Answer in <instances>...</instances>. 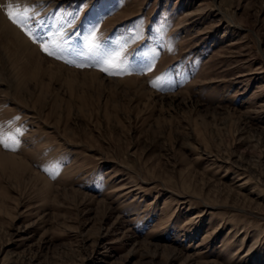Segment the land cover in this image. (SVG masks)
<instances>
[{"label":"rangeland","instance_id":"obj_1","mask_svg":"<svg viewBox=\"0 0 264 264\" xmlns=\"http://www.w3.org/2000/svg\"><path fill=\"white\" fill-rule=\"evenodd\" d=\"M97 4L0 0V264H264V0Z\"/></svg>","mask_w":264,"mask_h":264},{"label":"snow or ice","instance_id":"obj_2","mask_svg":"<svg viewBox=\"0 0 264 264\" xmlns=\"http://www.w3.org/2000/svg\"><path fill=\"white\" fill-rule=\"evenodd\" d=\"M106 0H98L97 7L103 8L105 5ZM82 10V9H81ZM12 23L16 24L18 27L21 28L22 31L25 32L26 35L29 36L30 39L34 43L39 44L42 51H44L47 55L53 56L56 59H63L65 55L72 56L75 55L76 57H84L87 54H95L100 50V43L94 42L97 40L95 36L96 28L95 26L92 29V32L89 33L88 37H85V49L83 51H76L74 49H65L63 48L57 41L46 40L44 35L38 29H34L33 22L35 21V9H30L27 6L21 7L19 4L13 5L9 3L8 11L6 13ZM38 23V22H37ZM61 36L64 33H60ZM91 39H90V38ZM123 51V49H122ZM120 53H111L104 55L102 57L97 58V63L100 65H104L101 67V71L109 75H118L121 71H127V68H121L120 65L124 64L126 61V57L119 58ZM66 63L74 64L76 67H87L91 66L89 64L83 63H76L75 59H67ZM151 66H149L150 68ZM148 70V69H145ZM9 142L13 144H17L18 140L16 137L8 135L3 131V127L0 126V145L5 148H9ZM15 150V148H12Z\"/></svg>","mask_w":264,"mask_h":264},{"label":"bare ground","instance_id":"obj_3","mask_svg":"<svg viewBox=\"0 0 264 264\" xmlns=\"http://www.w3.org/2000/svg\"><path fill=\"white\" fill-rule=\"evenodd\" d=\"M4 24L6 25V29H7L6 33L8 35L14 36L16 38V41H15L16 42V45H15L16 48L18 47L19 50L23 49L25 51L26 50V47L28 46V43L27 42H29V41L18 30H16L17 28L14 25H9V22L7 24L6 23H4ZM11 36H8V38L11 37Z\"/></svg>","mask_w":264,"mask_h":264}]
</instances>
